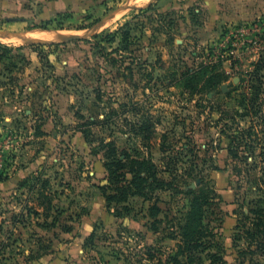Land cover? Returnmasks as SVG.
Returning <instances> with one entry per match:
<instances>
[{
  "label": "rangeland",
  "instance_id": "1",
  "mask_svg": "<svg viewBox=\"0 0 264 264\" xmlns=\"http://www.w3.org/2000/svg\"><path fill=\"white\" fill-rule=\"evenodd\" d=\"M211 18L191 0H0V264H163L191 227L201 235L194 264H264L235 240L258 199L246 190L264 175V136L244 161L229 138L264 117V18ZM256 69L261 112L242 118ZM90 121L93 143L77 131ZM143 121L146 144L130 132ZM101 139L160 167L173 159L186 186L132 197L119 218L99 190Z\"/></svg>",
  "mask_w": 264,
  "mask_h": 264
},
{
  "label": "trees",
  "instance_id": "2",
  "mask_svg": "<svg viewBox=\"0 0 264 264\" xmlns=\"http://www.w3.org/2000/svg\"><path fill=\"white\" fill-rule=\"evenodd\" d=\"M251 77L259 83V87L253 84L248 87L251 91L250 97L245 96L241 102V105H244L243 109L245 113L236 114L242 118L247 117L250 114V110L254 108H257V110L253 113V116H257L261 112L258 99L259 88L262 82L258 76L257 69ZM252 79H250V82H254L251 81ZM236 115H232L231 117L234 119ZM257 119L260 123H251L244 129H241L237 124L233 129V133L229 134L230 142L233 146L232 150H230V155L233 159L244 161L247 157L240 154L245 152H248L250 155L254 154L255 147L260 141L258 133L260 132L264 136V117L260 115ZM88 125L92 128L99 124L93 121L85 122L79 125L77 131L84 136L86 142L93 143V135L88 129ZM130 132L134 136L140 137L144 144L150 140V124L146 121L131 124ZM262 144L260 148L261 154L264 156V141ZM99 145L107 171L106 185L99 187V190L105 198L107 208L110 209L112 206H115V213L119 218H122L126 214L125 212L123 213V210H128L126 207H120V205H124L132 197H140L147 201L156 192L178 191L181 190V185L186 186L184 177L178 175L176 162L173 159H168L167 161V157L163 158L160 167L150 158H140L126 150H119L113 140L105 141L101 139ZM168 150V146L164 144L160 146L162 154H166ZM235 168L237 169V167ZM260 170H264V167ZM240 172L241 170L238 169L239 174ZM161 174H167L170 180L163 179L160 177ZM188 192H193V190L188 189ZM246 193H259L258 199L248 203L250 206L247 215L242 211L243 217L238 219L236 226V229L241 232L236 236L235 240L245 241L248 244V249L254 244L256 249L264 254V175L250 181V186L246 190ZM195 198L197 201H200V205H198L194 213L192 224L197 226L201 224V219L204 215L202 205L206 204L207 199L203 194ZM47 205H50V200H48ZM244 205L245 202L243 201L239 207L244 208ZM161 212L162 210L156 204L150 206L149 214L151 218H156ZM34 215H37V213L34 212ZM154 220V222H160L159 219ZM193 228L191 227V229L180 235L181 239L177 243L176 253L170 255L163 264H194L200 261V258L196 257L194 252L201 246V235L198 231L193 230ZM248 249L245 250L246 253L249 251Z\"/></svg>",
  "mask_w": 264,
  "mask_h": 264
},
{
  "label": "crops",
  "instance_id": "3",
  "mask_svg": "<svg viewBox=\"0 0 264 264\" xmlns=\"http://www.w3.org/2000/svg\"><path fill=\"white\" fill-rule=\"evenodd\" d=\"M212 16L214 26L264 18V0H191ZM154 0H150V4ZM215 28V27H214ZM213 29V28H212Z\"/></svg>",
  "mask_w": 264,
  "mask_h": 264
},
{
  "label": "bare ground",
  "instance_id": "4",
  "mask_svg": "<svg viewBox=\"0 0 264 264\" xmlns=\"http://www.w3.org/2000/svg\"><path fill=\"white\" fill-rule=\"evenodd\" d=\"M49 35V34H48ZM55 36V35H54ZM32 37L34 38V39H37V40H47L50 36H46V33L45 34H43V33H35L34 32V34H32ZM53 37V36H52ZM51 37V38H52Z\"/></svg>",
  "mask_w": 264,
  "mask_h": 264
},
{
  "label": "water",
  "instance_id": "5",
  "mask_svg": "<svg viewBox=\"0 0 264 264\" xmlns=\"http://www.w3.org/2000/svg\"><path fill=\"white\" fill-rule=\"evenodd\" d=\"M83 39L82 35H68L66 36L67 41L81 40Z\"/></svg>",
  "mask_w": 264,
  "mask_h": 264
}]
</instances>
